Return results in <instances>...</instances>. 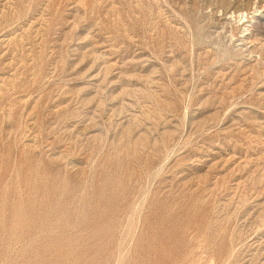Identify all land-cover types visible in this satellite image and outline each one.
Segmentation results:
<instances>
[{
    "label": "rangeland",
    "instance_id": "374dc122",
    "mask_svg": "<svg viewBox=\"0 0 264 264\" xmlns=\"http://www.w3.org/2000/svg\"><path fill=\"white\" fill-rule=\"evenodd\" d=\"M0 264H264V0H0Z\"/></svg>",
    "mask_w": 264,
    "mask_h": 264
},
{
    "label": "bare ground",
    "instance_id": "6f19581e",
    "mask_svg": "<svg viewBox=\"0 0 264 264\" xmlns=\"http://www.w3.org/2000/svg\"><path fill=\"white\" fill-rule=\"evenodd\" d=\"M236 16V12H234V16L233 15H231L230 16V18L231 17H235ZM235 19H237V22H238V25L240 26H243L244 25V23L245 22H248L249 20H248V12H243V11H241L238 15H237V17L235 18ZM228 24V23H227ZM247 29V28H246ZM243 29L241 30V32L243 33ZM245 33V32H244ZM233 35V34H232ZM242 38V37H241ZM240 38V39H241ZM245 39V36L242 38V40H244ZM251 52H253V51H251Z\"/></svg>",
    "mask_w": 264,
    "mask_h": 264
}]
</instances>
